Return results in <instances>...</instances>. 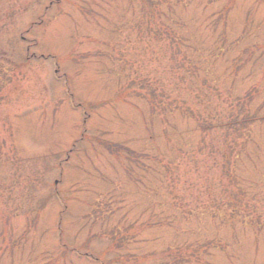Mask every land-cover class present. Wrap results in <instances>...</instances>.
Wrapping results in <instances>:
<instances>
[{"label": "rangeland", "instance_id": "374dc122", "mask_svg": "<svg viewBox=\"0 0 264 264\" xmlns=\"http://www.w3.org/2000/svg\"><path fill=\"white\" fill-rule=\"evenodd\" d=\"M0 264H264V0H0Z\"/></svg>", "mask_w": 264, "mask_h": 264}]
</instances>
